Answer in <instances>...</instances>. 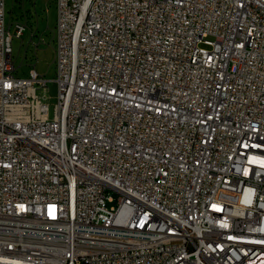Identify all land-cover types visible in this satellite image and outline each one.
I'll return each mask as SVG.
<instances>
[{
	"label": "built area",
	"instance_id": "1",
	"mask_svg": "<svg viewBox=\"0 0 264 264\" xmlns=\"http://www.w3.org/2000/svg\"><path fill=\"white\" fill-rule=\"evenodd\" d=\"M56 4L51 108L0 0V264H264V0Z\"/></svg>",
	"mask_w": 264,
	"mask_h": 264
},
{
	"label": "rangeland",
	"instance_id": "2",
	"mask_svg": "<svg viewBox=\"0 0 264 264\" xmlns=\"http://www.w3.org/2000/svg\"><path fill=\"white\" fill-rule=\"evenodd\" d=\"M58 10L56 0H6V23L11 26L13 38V61L17 71L15 76L27 78L30 70L48 80L46 95L53 108L57 96L56 85V25ZM27 24L21 39L15 37V22ZM53 97V98H52ZM109 207L117 202L109 203Z\"/></svg>",
	"mask_w": 264,
	"mask_h": 264
}]
</instances>
